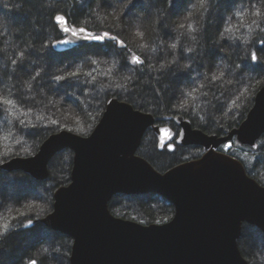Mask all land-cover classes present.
Here are the masks:
<instances>
[{"label": "trees", "instance_id": "16d2710c", "mask_svg": "<svg viewBox=\"0 0 264 264\" xmlns=\"http://www.w3.org/2000/svg\"><path fill=\"white\" fill-rule=\"evenodd\" d=\"M148 1L152 3L150 8L156 10L155 14L161 16L173 0ZM100 2L0 0L4 8L0 12V163L15 156L35 154L50 134L63 129L89 134L103 112L104 100L110 96L118 97L117 93H122L123 100L135 109L151 113L157 124H161L165 116L182 114L187 115L192 125L205 133L223 134L238 127L244 120L255 94L264 85V64L258 62L253 65L250 60L251 53L256 51L259 61H264V55L259 51L264 48L261 42L264 40V0L196 1V5L201 6L196 11L201 14L202 30L199 35H186L188 32H183L176 45L178 53L189 65L188 76L183 81L187 87V96H184L186 102H190L186 114L176 109V95L172 91L178 78L174 71L163 68L162 58L152 57V61H147L133 47L121 49L115 42H105L85 44L57 54L58 59L64 60L85 53L92 57L91 63L97 65L92 71H82L78 69L79 66L83 68L79 60L61 68L67 83H74L71 82L73 87L70 90L73 95L69 94L66 102H71L76 109V103L82 104L83 115L91 113L88 117L92 123L83 126V131H80V125L69 128L51 116L43 96L46 85L43 62L44 56L52 54L51 43L62 38L53 22L54 16L61 13L71 25L118 37L116 30L102 25L97 17ZM114 2L118 4V0ZM147 11L144 8L141 11L146 19V22L142 21V40L146 47L155 45L153 55H159L161 45L166 48V43L163 44L166 33L152 24ZM215 14L219 15L217 22ZM176 25V28L184 30L179 23ZM151 38L152 46L148 41ZM170 50L174 52V49ZM133 57H140L143 63H132ZM95 59L98 61L95 62ZM106 62L111 64L108 73L103 68ZM209 69L217 75L207 76ZM117 70L122 75L119 71L115 73ZM63 81L57 79L58 83ZM193 81L197 84L193 85ZM110 88L118 91H107ZM216 118L218 122H215ZM256 151L251 166L241 163L248 176L264 186V143ZM191 152L177 155L166 150L159 151L156 138L148 129L137 155L147 160L158 172H164L200 154L197 147H193ZM227 153L236 156L232 150ZM61 155L58 154L49 163L50 174L44 181L32 180L22 172L0 171V264H29L33 259L37 264H69L72 245L69 237L41 224L15 232L29 219L48 214L52 210L54 191L69 183L71 158ZM19 183L23 184L18 186ZM27 187L37 191L31 192ZM28 199L40 200L37 210L26 209ZM109 210L114 216L140 224L167 222L174 211L168 201L154 195H116L109 203ZM3 225H8V228L4 229ZM237 243L249 264H264V235L260 230L243 224Z\"/></svg>", "mask_w": 264, "mask_h": 264}, {"label": "water", "instance_id": "95a60500", "mask_svg": "<svg viewBox=\"0 0 264 264\" xmlns=\"http://www.w3.org/2000/svg\"><path fill=\"white\" fill-rule=\"evenodd\" d=\"M58 15L65 17L69 28L87 29L69 24L64 14L55 15L53 22L62 34L51 44L55 52L105 42L126 47L115 35L111 36L123 41V47L117 40L95 41L86 33L74 36L65 32V25L56 20ZM65 40L69 43L61 42ZM164 119L180 127L177 144L202 146L205 154L158 172L136 152L148 129L156 137L159 151L164 147L171 151L173 131L168 125H156L152 114L111 97L88 136L61 130L50 134L35 154L2 161L0 171L4 173L22 172L32 180L44 181L55 156L65 150L73 154L69 183L54 191L52 210L15 232L41 224L69 237V264H249L237 241L243 224L264 235V186L248 176L241 161L218 149L233 139L254 147L264 135V85L244 120L223 134L193 128L182 115ZM163 129L170 130V138ZM116 195L161 197L173 206V217L161 224L116 217L108 208Z\"/></svg>", "mask_w": 264, "mask_h": 264}, {"label": "rangeland", "instance_id": "374dc122", "mask_svg": "<svg viewBox=\"0 0 264 264\" xmlns=\"http://www.w3.org/2000/svg\"><path fill=\"white\" fill-rule=\"evenodd\" d=\"M114 1L115 0H101L100 5H99V10L97 13V17L100 18L102 21L101 24L106 26L108 29L116 30L119 33L118 38L123 40L125 42L126 46H128L130 48L133 47L135 50H139V52L143 55V57L147 61H152L153 58L158 59L159 57H160V59L161 58L163 59V68L167 71H170V70L174 71L175 76H177V78H178L177 79V85H176V83H174V90L172 91L176 95V103H175V106H177L176 109L182 110L181 112L186 114L187 110H189L190 102H189V104H188V101L186 102V100H187V98H186L187 89L186 88L187 87L185 86V82H183V81H184V78L188 76L187 73H188V68H189L188 66L189 65L187 64V61H185V59L181 56V54L178 53V51H177L178 47L176 45H178L177 41L180 38V36H182L184 34L183 32H188L186 35H188V34L189 35H194V34L199 35L200 34V32L202 30V23L201 22H203V21H201V14L199 15L198 11H196V10L200 9L201 6L199 7V5H196L197 0H173L172 3L169 4V6L165 10V12L160 16V15L155 14L156 10L153 11V8H150L152 3H150L148 0H118V4L115 3ZM0 6H1V4H0ZM2 6L0 7V12L2 9H4ZM143 8L148 10L147 16H149V18H150L149 20L152 22V24L157 25L156 27L160 28V30H162V31H164V33H166L164 36V39H166V40H164V42H163V44L166 43L165 44L166 48L163 47V45H161L162 47L158 51L159 55H153V52L156 48L155 45H153L151 43V40L153 38L148 40L149 45L150 46L153 45L152 48H149L148 46L146 47L143 40H142V34L144 35V28H143L144 25L142 24V21L146 22L145 16L143 17V14L141 12L143 10ZM148 8H150V9H148ZM218 14H220V16L222 15V13H218ZM218 14L217 15L215 14V22H217V20H218L217 19L219 17ZM9 18H10V16H9ZM142 18H143V20H142ZM202 20H203V18H202ZM176 23H179L180 25H182L184 30L180 27L176 28V26H177ZM111 35H113V34H111ZM167 46H168V48H167ZM174 46H175V48H174ZM217 46H219V43ZM170 48L174 49V52H172L170 50ZM150 49H152L151 52H150ZM50 50H51L52 54H48L47 56H44L45 60L43 62L44 66H45V73H46L45 74L46 75V81H45L46 85H45V92H44L43 96L45 97L44 99H45L46 104L48 106V111H49L51 116L56 117L59 121L63 122V124H65L66 126H69V128H73L76 125H80L79 127H82L80 131H83V126H85V125L87 126V124L92 123V120L89 121L90 118L88 117L91 113H86L83 115L84 109L81 107L82 104L80 105V104L76 103V106H77V109H76L74 107V105L71 104V102H69V103L66 102L67 97H70L69 94L73 95V91H70V90H72V87H73V85H72L73 81H71L72 83L71 82L69 84L67 83L66 79L62 75L61 68H64V65L66 66L71 62H74V64H75L76 61L78 62L79 60H81V63H83L82 64L83 68H81L79 66L78 69L79 70L81 69L82 71L84 69L92 71L93 67L95 68V67H97V65L92 64L90 61L92 57L87 56V54H85V53H83V54L80 53L77 56L68 57L67 59L63 60L61 58L58 59L59 56H57V54H60V53L55 52L51 46H50ZM98 59H95L94 61L96 62V61H98ZM101 64H103V63H101ZM110 65L111 64H109L107 62L103 65V68L107 69L106 70L107 73L109 72V66ZM73 67L74 66H72L71 68H73ZM118 71H119L120 75H122L120 70H117L115 73H117ZM207 72H209L207 75L209 77H212V75L215 74L212 71V69H209ZM216 75L217 74H215L214 76H216ZM192 76H193V74H192ZM56 77H61L62 79H60V80H62V81L65 80V81H63L62 83L61 82L58 83ZM54 81H56L55 84H54ZM181 82H183V83L180 84ZM99 84L100 85L102 84V80L99 81ZM103 84L106 85L105 83H103ZM196 84H197L196 81H193V85H196ZM110 90L115 92V93L118 91L116 88L107 89V91H110ZM117 95H119V96L118 97L117 96H110L104 100L103 111L105 109V105H106L107 100L111 97H115L120 101L127 102V101L123 100L124 98H123L122 93H117ZM184 95H186V96H184ZM85 97H83V98H85ZM78 100H80V99H78ZM85 102H86V100H85ZM147 113H149V112H147ZM180 115H182V114H180ZM101 116H102V114H101ZM101 116H100V118H101ZM182 116L189 119L187 117V115H182ZM98 121L99 120H97V122H95V123L97 124ZM218 121H219V119L216 118L215 122H218ZM96 124H95V126H96ZM89 127L90 126H88V128ZM94 127L92 128V130L94 129ZM192 127L197 128L194 125H192ZM63 130L73 132V133L80 135V136H88L92 132V130L90 129L89 130L90 132L88 131L89 134L85 135V134H82V133L77 132V131L72 130V129H63ZM262 143H264V135L257 141V143L255 144L254 147L242 146L235 139H233V141H231V143H229L225 146V149L227 150V152L229 150H232V152H234L236 155V156H234L236 159L241 161L243 164L245 162V164L247 166H251L250 163L254 160L253 157L256 156L255 154H257L256 150L260 147V144L262 145ZM191 151L192 150H188L186 153H189ZM136 154H137V152H136ZM191 154H192V152H191ZM61 156L70 157L71 163H72L73 154L70 150L63 151ZM259 178H261V177L259 176ZM261 179H263V178H261ZM21 184H23V183H19L17 185L21 186ZM28 190L31 192L37 191L36 189L31 188V187L28 188ZM35 198L37 199L38 197L36 196ZM36 199L35 200H29V199L26 200V204L29 202V204L26 205V209L28 211L29 210H37L38 205L40 204L39 203L40 200H36ZM41 200H42V198H41ZM157 224H161V223H157Z\"/></svg>", "mask_w": 264, "mask_h": 264}, {"label": "snow or ice", "instance_id": "6c2138e0", "mask_svg": "<svg viewBox=\"0 0 264 264\" xmlns=\"http://www.w3.org/2000/svg\"><path fill=\"white\" fill-rule=\"evenodd\" d=\"M259 14V13H257ZM56 20L58 23L62 22L65 26L63 27V31L65 32H71L72 35H79V34H84L86 33L87 34V38L90 39V40H95V41H104L105 39H112V40H117L116 37L114 36H111L110 33L108 32H105L103 33L102 35H95L93 33H90L87 31V29H84V28H81V29H73V28H69L67 27V20L65 19V17L63 16H56ZM62 43H69V41H61ZM262 43H264V40L261 41ZM117 43L123 47L124 46V43L123 41H119L117 40ZM53 47H55V45H53ZM261 52L262 55H264V48L260 49L259 50ZM250 60L252 62L253 65H256L258 62L261 63V64H264V61H259V58L257 56V52L256 51H253L251 53V56H250ZM132 63H137V64H141L143 63V60L140 58V57H133V60H132ZM56 79H62L61 77H56ZM7 103H11V101H7ZM165 134H167L170 138L171 136V133H170V130L169 129H163L162 130ZM164 137H161V140H163ZM161 147H163L164 145L161 144L160 145ZM169 147L171 148V145H169ZM28 225H32L33 221L31 219H29L27 221ZM4 229H7L8 228V225H3L2 226ZM29 264H37V261L36 260H30L29 261Z\"/></svg>", "mask_w": 264, "mask_h": 264}, {"label": "flooded vegetation", "instance_id": "af4514ba", "mask_svg": "<svg viewBox=\"0 0 264 264\" xmlns=\"http://www.w3.org/2000/svg\"><path fill=\"white\" fill-rule=\"evenodd\" d=\"M177 115H180V114H176V115H169V116H177ZM165 117H168V116H165ZM164 117V118H165ZM162 119V123L161 124H157V123H155L156 125H168L170 128H171V130L173 131V137H172V139L170 140V142H169V145H172L173 146V149L170 151V150H168L167 149V147H164L161 151H164V150H166V151H168V152H171V153H174V154H177V155H179V154H182V153H186L188 150H192V148L193 147H197L199 150H200V154L198 155V156H196V157H194V158H191V159H189V160H186V161H190V160H195V159H198V158H200V157H202L204 154H205V152H206V150L205 149H203V147L201 146V147H199V146H186V147H183V146H181V145H179V144H177V137H178V134H179V131H180V127L177 125V123L175 122V121H173V120H165V119ZM209 134V133H208ZM156 138V137H155ZM156 142H157V139H156ZM157 149H158V147H157ZM218 151H221V152H225V153H227V150L225 149V146H222V147H220L219 149H218ZM228 154V153H227ZM229 155V154H228ZM231 156V155H230ZM235 158V157H234ZM186 161H181V162H179V163H177L176 165H178V164H180V163H183V162H186ZM176 165H174V166H176ZM174 166H172V167H174ZM171 167V168H172ZM170 169V168H169ZM165 172V171H164ZM112 200V199H111ZM108 208H109V204H108ZM173 210H174V208H173ZM112 214V213H111ZM173 214H174V211H173ZM173 214H172V217H173ZM117 217V216H116ZM171 217V218H172ZM170 218V219H171ZM169 219V220H170ZM168 220V221H169Z\"/></svg>", "mask_w": 264, "mask_h": 264}]
</instances>
